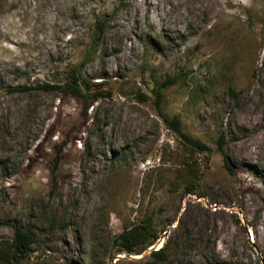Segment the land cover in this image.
Returning <instances> with one entry per match:
<instances>
[{
	"label": "rangeland",
	"instance_id": "1",
	"mask_svg": "<svg viewBox=\"0 0 264 264\" xmlns=\"http://www.w3.org/2000/svg\"><path fill=\"white\" fill-rule=\"evenodd\" d=\"M77 74L83 97L43 89ZM169 77L160 111L212 153L160 116ZM151 215L158 242L121 251ZM14 221L36 234L21 264L165 243L160 264H264V0H0V241Z\"/></svg>",
	"mask_w": 264,
	"mask_h": 264
},
{
	"label": "trees",
	"instance_id": "2",
	"mask_svg": "<svg viewBox=\"0 0 264 264\" xmlns=\"http://www.w3.org/2000/svg\"><path fill=\"white\" fill-rule=\"evenodd\" d=\"M77 78L74 77L73 81L64 84V86L46 85L43 89L46 91L62 90L69 94H73L78 97H83L85 92L89 90V84L82 81L80 75L77 74ZM175 79L167 78L164 80L155 90L156 104L159 107L163 101L162 91L169 86L173 85ZM27 89H25L26 91ZM165 124L171 129L188 147L191 151L197 153H212L213 149L200 139L194 138L188 135L184 130L182 123L178 117L169 118L160 111ZM226 141L224 134H220L217 141V151L223 158L224 167L231 175L235 174L234 166L231 163L229 155L226 151ZM62 150L57 152L55 159V168L58 167L60 162V156ZM54 222V218H53ZM14 232L11 240L0 241V264H21L24 259L29 255L31 248L36 240V234L30 228H23L17 221L13 223H7ZM161 232L155 225L154 215H151L144 219L141 223L134 225L130 228H126L115 239L116 245L129 255H141L148 248L152 247L160 239ZM169 245L167 243L156 251H152L150 254V260L148 264H160L168 262L170 253L168 252Z\"/></svg>",
	"mask_w": 264,
	"mask_h": 264
},
{
	"label": "water",
	"instance_id": "3",
	"mask_svg": "<svg viewBox=\"0 0 264 264\" xmlns=\"http://www.w3.org/2000/svg\"><path fill=\"white\" fill-rule=\"evenodd\" d=\"M167 234H168V233L166 232V233L164 234V237H162V239L165 238V237L167 236ZM161 242H162V241H160V244H161Z\"/></svg>",
	"mask_w": 264,
	"mask_h": 264
}]
</instances>
